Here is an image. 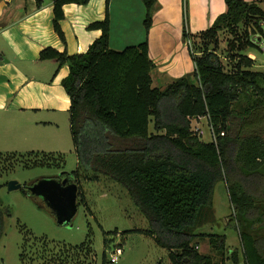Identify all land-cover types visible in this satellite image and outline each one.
<instances>
[{"label": "trees", "instance_id": "1", "mask_svg": "<svg viewBox=\"0 0 264 264\" xmlns=\"http://www.w3.org/2000/svg\"><path fill=\"white\" fill-rule=\"evenodd\" d=\"M43 1L37 0V6ZM52 1L53 26L65 42L61 25L64 5L88 4L90 0ZM142 1L148 34L158 0ZM225 2L226 11L213 25L194 35L187 29L186 17L183 37L186 40L193 35V46L188 49L197 82L188 74L165 87L154 85L152 73L157 64L150 56L148 37L123 49L112 48L110 0H106L105 18L88 26L101 29L102 34L86 51L70 54L47 46L40 52L41 60L58 61L56 73L62 65H69L62 84L71 103L70 132L78 166L63 172L59 179L68 178L79 185L78 203H85L87 209L91 208L82 177L93 179L103 174L123 184L150 222L149 229L135 230L166 248L172 264H227L226 234L198 231L217 221L214 191L220 180H226L236 209L238 225L234 226L239 229L245 264H264V234L254 232L255 224L264 221V69H256V59L244 53L258 48L252 34L264 35V0ZM225 31L233 35L227 46L229 66L218 52ZM242 96L246 105L237 111L234 103ZM203 116L212 127V141L202 140L192 129V118ZM152 121L156 131L165 132H150ZM39 152L42 160L34 164L56 162L62 166L63 154L57 157L52 151ZM11 214L12 208L0 201V238L4 217ZM128 231H122L117 243L105 232L103 264L109 261L108 249L124 248ZM112 232L117 235L119 230ZM207 237L222 255L220 259L199 251V242ZM96 255L91 234L81 244L72 245L27 232L20 261L94 264ZM231 259L240 261L237 252Z\"/></svg>", "mask_w": 264, "mask_h": 264}, {"label": "rangeland", "instance_id": "2", "mask_svg": "<svg viewBox=\"0 0 264 264\" xmlns=\"http://www.w3.org/2000/svg\"><path fill=\"white\" fill-rule=\"evenodd\" d=\"M186 1V8L189 5V24L195 18L192 12L197 14L196 21H199V19L201 21L197 23L200 29L193 25V30H191V26L190 30L192 32L190 33L193 35L213 25L219 16H214L216 15L215 8L217 6L214 0ZM223 2L225 5V0ZM114 3V0H112L110 6L113 8L114 18L117 19L115 16H120L121 4ZM136 10L138 11V9ZM211 11H213L212 19L210 18ZM189 24L187 22V29H189ZM184 27L185 25L183 29ZM193 35L187 37L186 40L183 37V41L187 45H185V48L187 47L189 53L187 54L190 56L191 64H194V61L186 41L188 39L193 41ZM232 37L233 35L226 31L222 32L220 36L218 52L227 65L228 39ZM251 37L258 44V48L248 49L244 53L256 59V69L263 70L264 35L254 33ZM62 69H59L57 74L62 72ZM56 71L57 66L53 73H56ZM189 75L192 81L197 82L195 76ZM164 83L166 81L161 78L155 82V85L164 87L168 84ZM53 84L55 83L53 82ZM47 94L49 98L55 94L51 103L55 105L54 107L58 111H38L37 116V112L34 111L32 113L30 111L24 117L25 121L21 120L23 118L22 115L11 113L9 116H2L4 113H0V154H2L0 157V201L4 207L12 208V214L4 217L5 228L0 238V264H22L20 252L27 232L33 236L47 237L52 242L72 245L81 244L87 239L88 234H91L93 246L97 253L94 264H103L105 232H110V236H114V242L117 243L120 241L121 233L124 230L130 231L126 235L123 252L120 254L119 260L117 262L110 261L113 250L108 249L107 256L109 261L106 264H172L166 248L158 245L153 237L143 231L135 230L149 229L150 222L131 197L127 188L109 176L99 174L98 178L93 179L82 177L81 184L84 187L91 209H87L86 204L81 202L77 214L67 224H59L57 222L55 215L48 208L42 197L25 192V190H28L29 185L40 179L59 178L63 172H72L78 166V158L70 132V112L67 109L68 107H66L68 95L61 79L57 81L56 87H52L47 91ZM245 105V96H242L234 103L237 111H243ZM54 112L57 113L53 114ZM36 119L40 121L39 125L34 123ZM191 125L192 129L199 134L202 140H214L212 127L206 116L192 118ZM21 131L23 135H17ZM150 132L164 133L165 131H156L152 121L150 123ZM37 149L47 153L55 152V156L63 154L64 162L62 166H59L56 162L45 165L40 162L34 164V161H40L43 157L42 152ZM12 180H17L21 187L10 189L9 183ZM214 210L217 221L204 225L198 231L226 234L225 258L227 259V264H245L239 229L234 226L237 224L235 218L236 209L231 204L226 180H220L216 184ZM255 228H257V230H254L255 233L264 234V221L256 223ZM116 229L119 230V233L114 235L112 231ZM198 248L200 252L214 255L217 259L222 257L208 237L199 242ZM236 252L240 258L238 263L233 262L231 259L233 253Z\"/></svg>", "mask_w": 264, "mask_h": 264}, {"label": "crops", "instance_id": "3", "mask_svg": "<svg viewBox=\"0 0 264 264\" xmlns=\"http://www.w3.org/2000/svg\"><path fill=\"white\" fill-rule=\"evenodd\" d=\"M114 2L121 4V13L119 17L115 16L117 18L115 19L113 8L110 6L111 47L123 49L127 45L141 43L148 37L150 56L157 64V68L152 73L154 85L161 78L166 81L164 84H167L180 76L193 73L195 66L191 64L187 47L185 48L186 43L183 41L186 17L189 24V5L186 9L184 0H158L148 34L144 27L146 6L142 0H114ZM214 3L217 4L215 17L226 11V2L224 5L223 0H214ZM64 11L65 18L61 21V25L65 42L53 26L52 0H44L41 7L37 6V0H0V53L2 54L0 113H4L2 116L13 113L22 115L21 120H24L30 111L37 112L36 116L38 111H58L51 103L55 94L49 98L47 91L56 87L57 81L60 79L62 81L68 75L69 65L64 64L60 67V70L63 68L64 73L60 71L58 74L53 73L56 66L58 68V61L41 60L40 52L47 46H53L70 54L86 51L102 34L101 29H90L88 26L93 21L105 18L106 0H90L88 4L67 3L64 5ZM192 14L195 18L190 21L189 32H192L193 25L200 29L197 26V23L201 22L200 19L196 21L197 14L193 12ZM210 18H213V11ZM52 80L55 84L51 83ZM67 101L66 107L69 111L71 104L69 96ZM34 123L39 125L40 121L36 119ZM17 135L22 136L23 132Z\"/></svg>", "mask_w": 264, "mask_h": 264}, {"label": "water", "instance_id": "4", "mask_svg": "<svg viewBox=\"0 0 264 264\" xmlns=\"http://www.w3.org/2000/svg\"><path fill=\"white\" fill-rule=\"evenodd\" d=\"M20 187L17 180L9 183L10 189ZM28 189L32 195L42 197L59 224L70 223L78 212L79 185L68 178H43Z\"/></svg>", "mask_w": 264, "mask_h": 264}, {"label": "built area", "instance_id": "5", "mask_svg": "<svg viewBox=\"0 0 264 264\" xmlns=\"http://www.w3.org/2000/svg\"><path fill=\"white\" fill-rule=\"evenodd\" d=\"M187 44L189 46H193V41L191 39H188V41H186ZM123 252V248L122 247H117L111 254L110 259L112 262H117L120 258V254Z\"/></svg>", "mask_w": 264, "mask_h": 264}]
</instances>
